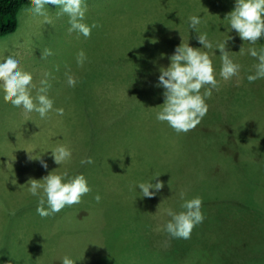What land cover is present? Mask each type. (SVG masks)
Segmentation results:
<instances>
[{
  "label": "rangeland",
  "instance_id": "374dc122",
  "mask_svg": "<svg viewBox=\"0 0 264 264\" xmlns=\"http://www.w3.org/2000/svg\"><path fill=\"white\" fill-rule=\"evenodd\" d=\"M84 2L83 22L97 25L89 38L69 34L68 17H57L54 5L45 6L51 23L33 16L31 5L22 7L15 32L0 38V62L11 55L32 74L33 97L47 79L53 101L47 118L36 112L26 117L0 91V264H62L65 256L74 264H254L253 258L264 264V205L262 211L247 206L248 199L264 201V79H247L258 63L247 49L264 48V37L252 45L230 29L225 17L236 0ZM193 15L214 45L232 37L227 50L241 66L238 77H220V52L198 43L189 27ZM182 40L208 52L219 91L206 99L209 109L201 123L177 134L149 112L164 102V89L156 87L160 69L170 65ZM44 49L53 54L41 59ZM81 50L87 57L83 67L76 62ZM66 73L76 79L75 87L67 85ZM132 74L140 80L127 83ZM61 144L72 158L59 166L51 150ZM85 157L94 163L81 165ZM53 170L82 174L91 192L79 204L42 218L38 197L26 183ZM158 180L163 189L142 197L136 185ZM181 191L185 199L203 201L204 220L190 239L157 230L171 219L164 209L183 210ZM8 217H16V225L7 224Z\"/></svg>",
  "mask_w": 264,
  "mask_h": 264
},
{
  "label": "clouds",
  "instance_id": "9594fccd",
  "mask_svg": "<svg viewBox=\"0 0 264 264\" xmlns=\"http://www.w3.org/2000/svg\"><path fill=\"white\" fill-rule=\"evenodd\" d=\"M30 3L28 11L33 16H44L47 23H51V21L47 19L45 6H56L59 9L56 13L57 17H68L69 34L76 32L89 38L92 28L97 27L95 23L89 26L83 22L87 11L84 0H30ZM225 19L228 21L230 29L235 30L242 41L255 45L264 37V0H236L234 9L226 15ZM188 20L190 29L195 30L198 34L196 39L203 49L211 50L215 47L219 50L220 77L224 81L238 77L241 66L234 63L227 50V41L232 37L223 43L214 45L208 39L207 33L199 32L200 17L193 15ZM202 48H194L182 40V43L175 48L174 54L169 57L170 65L160 69L156 87L164 89V102L160 105V110L156 113L155 118L161 123H166L177 134H186L201 123L209 109L206 99L211 98L213 89L219 91V82L216 79L212 59L207 51H201ZM247 52L258 61L254 65L255 73L247 77L248 81L264 79V48L258 51L255 47H250ZM240 53H244L243 47L240 48ZM52 54L50 49H44L41 59H46ZM86 60L84 51H79L76 56L77 65L83 67ZM44 75L47 77L50 74L45 73ZM66 76L67 85L75 87L76 79L67 73ZM32 80V74L22 71L19 68V61L13 56L8 55L0 62V91L3 92V100L14 107L22 108L26 117L30 113L36 112L42 119L47 118L48 113L53 111V101L47 96L51 85L47 79L41 80L42 86L37 90V95L33 97L31 95V89L34 87ZM238 85L239 81H237ZM202 88L204 91L201 94ZM55 112L59 116L64 114L62 108L55 109ZM51 155L54 163L59 166L70 162L72 158L71 149L62 144L52 149ZM29 159H33L30 154ZM40 163L44 169L48 168L46 161L40 159ZM93 163L94 160L91 157L80 160L81 165ZM26 184L29 185V194L38 197L36 211L42 218L55 215L66 206L71 207L79 204L82 197L91 192V188L82 174L69 176L67 170L61 174H56L53 170L39 180L30 178ZM136 187L141 190L142 197L152 198L163 189L164 183L159 180L154 184L140 182ZM151 189H155V191H151ZM179 196L183 201L181 204L183 210L175 212L171 208L164 209L165 214L171 219L163 225L162 229L158 228L157 230L166 231L172 238L190 239L193 229L204 220L201 211L203 201L200 197L185 199L184 191H181ZM94 198L97 202L101 199L99 195ZM62 264H74V261L65 256L62 258Z\"/></svg>",
  "mask_w": 264,
  "mask_h": 264
},
{
  "label": "trees",
  "instance_id": "16d2710c",
  "mask_svg": "<svg viewBox=\"0 0 264 264\" xmlns=\"http://www.w3.org/2000/svg\"><path fill=\"white\" fill-rule=\"evenodd\" d=\"M27 5H31L30 0H0V38L15 32L16 26H17V14H18L19 10L22 7L27 6ZM132 77L135 78L134 82L137 81V80H140L139 77H137L136 75L132 74L131 76H128V79L126 80V82L128 83L129 80ZM100 98H101V96H100ZM150 106L151 105H148L145 109L148 110ZM158 111L159 110L150 111L149 112V114L151 115L150 119L155 117L156 113ZM106 136H112V135L107 133ZM128 139L129 138H126V140H128ZM263 170L264 169H260L261 172ZM248 194H249V192H248ZM248 194L246 193V195H248ZM254 196H255V194H254ZM261 199H262V196H259V203H257V204L254 203L253 200L248 199L247 200V206H248V203H249L250 205H253L256 208H260V210L262 211V206L264 205V201H262V205H261ZM9 219L7 221V224L16 225V223H17V218L16 217L9 218ZM210 229L212 230L213 228H209V230ZM260 240H261V236L259 235L256 242H258ZM186 251H189L188 247H187ZM263 253H264V246H263ZM250 260H251V262L253 261L254 264L261 263V259H259V258H253V259H250ZM246 262H247V260H246Z\"/></svg>",
  "mask_w": 264,
  "mask_h": 264
}]
</instances>
